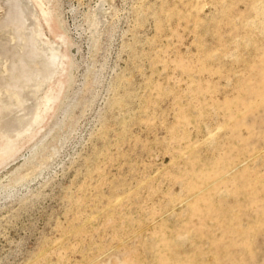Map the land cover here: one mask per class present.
Returning a JSON list of instances; mask_svg holds the SVG:
<instances>
[{
    "label": "rangeland",
    "instance_id": "374dc122",
    "mask_svg": "<svg viewBox=\"0 0 264 264\" xmlns=\"http://www.w3.org/2000/svg\"><path fill=\"white\" fill-rule=\"evenodd\" d=\"M0 264H264V0H0Z\"/></svg>",
    "mask_w": 264,
    "mask_h": 264
}]
</instances>
